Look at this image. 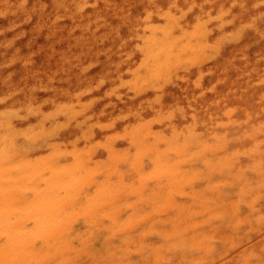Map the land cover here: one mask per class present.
I'll return each instance as SVG.
<instances>
[{
    "label": "rangeland",
    "instance_id": "obj_1",
    "mask_svg": "<svg viewBox=\"0 0 264 264\" xmlns=\"http://www.w3.org/2000/svg\"><path fill=\"white\" fill-rule=\"evenodd\" d=\"M26 100L0 126V264L44 261L38 193L80 212L79 180L103 219L61 259L48 243L57 264H111L105 246L121 264H264V0H0V112ZM61 107L71 141L30 149L23 120L44 129Z\"/></svg>",
    "mask_w": 264,
    "mask_h": 264
},
{
    "label": "bare ground",
    "instance_id": "obj_2",
    "mask_svg": "<svg viewBox=\"0 0 264 264\" xmlns=\"http://www.w3.org/2000/svg\"><path fill=\"white\" fill-rule=\"evenodd\" d=\"M181 42H178L176 45H179ZM194 47V46H193ZM195 48V47H194ZM209 50V47H208ZM127 51L129 52L128 55L131 57L137 58L141 62H144L146 66H149L148 62H145L146 54L154 55V51L150 49L148 52H142L139 48L138 45L130 44L128 45ZM210 51V50H209ZM207 52V51H206ZM208 53V52H207ZM206 54L205 52L203 53L202 51H198L199 56ZM162 80L164 82L165 76L160 74L158 80ZM124 84L128 88H135L137 87V82L131 83L130 78H125L124 79ZM33 101L26 100L23 101L19 104L18 110L12 112L13 113V119H11L8 122V117H9V112L6 110H2L0 112V126L2 128H5L7 125V128H11L13 124H17L18 120L22 118L25 113H29L30 111L33 110ZM65 111V108H60V117L54 121L51 125L45 127L44 129L41 130H35L33 122L31 119L27 116L26 119L23 120V126L26 128V136H27V144L30 149H38V143H50L52 142L55 138H59L56 143H61L63 145L67 141H71V138L73 137L72 135V128L68 127L64 129V122L66 118V114H63ZM8 123V124H7ZM77 128V127H75ZM64 129V130H63ZM60 132L59 135H56L55 132ZM63 131V132H62ZM195 134V133H194ZM79 136L78 138H80ZM198 138H202L200 135L197 136ZM86 138V137H84ZM80 138L77 139V142H80L79 144L82 145L86 139ZM196 139V138H195ZM23 142V141H22ZM13 143L10 141V139L4 138L2 141V155L6 156L7 158H15L17 156V153H19V148L21 146V143ZM85 146H88L87 144H83ZM264 146H257L255 149L260 150ZM61 148V147H60ZM77 149V147L75 148ZM35 160V159H34ZM72 161V158L66 157V160L64 164H67ZM33 161H31L29 164L22 162V165H18V169L22 170L23 168H30V164ZM28 165V166H27ZM17 174V171H16ZM16 178V175H15ZM85 181L79 180L76 182H72L71 186L69 187V202L68 204H72L73 202H82L84 206L80 209L81 211H75L71 213V210H65V211H59L56 214L52 213H47L46 209H44L40 203V199L42 197V192L40 191L38 193L37 197V202L35 205V211L33 214H35L34 221L36 223L35 228L29 233L32 238H39L41 242H43L40 249L36 250L37 251V256L36 258L43 257V262H40L39 264H57L56 259H51V248L47 245L48 243L55 241L54 246L57 250V257L61 259L64 256H67L66 251H63L61 248V241L64 239V237H68L72 242L75 241L76 244L77 240L81 238L88 237V231L90 228L95 225L96 223H100L99 219L102 218L101 210L93 204L91 199L89 197L87 198H82L81 196L85 195ZM49 186H46V189H49ZM48 190L45 191L47 193ZM99 192V191H97ZM100 195V193H98ZM14 198V193H11L8 197V199ZM90 199V200H89ZM13 201V200H10ZM86 215L90 217V219L85 220ZM5 220L11 218V214L8 211L3 215ZM32 216V215H31ZM30 216V217H31ZM29 217V218H30ZM6 222V221H5ZM10 224H12L11 219L8 221ZM54 226V230L50 231L48 230L49 227ZM94 231V230H92ZM95 247V244L91 245V247ZM76 247V245H75ZM85 249L81 248L80 251L83 252ZM91 248L89 247L86 251V254L90 252ZM102 255L109 256L111 264H121V262H115L113 261V257L111 251L107 246H105L102 249L101 252ZM22 257H29V253H21ZM58 259V260H59Z\"/></svg>",
    "mask_w": 264,
    "mask_h": 264
}]
</instances>
